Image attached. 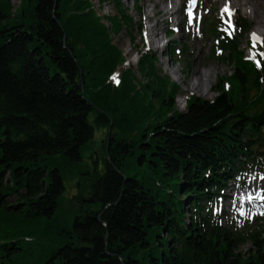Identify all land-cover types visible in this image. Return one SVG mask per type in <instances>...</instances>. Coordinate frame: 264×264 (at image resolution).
I'll return each mask as SVG.
<instances>
[{"label": "trees", "instance_id": "obj_1", "mask_svg": "<svg viewBox=\"0 0 264 264\" xmlns=\"http://www.w3.org/2000/svg\"><path fill=\"white\" fill-rule=\"evenodd\" d=\"M120 2L108 27L86 0H19L14 12L0 0V264H264V238L223 226L218 208L229 181L264 171V33L247 41L249 61L243 17L230 37L209 22L232 71L211 101L190 96L179 112L151 52L137 58L144 83L128 68L109 82L125 61L111 36L133 31ZM95 129L101 163L77 185L93 202L77 195L64 218V177Z\"/></svg>", "mask_w": 264, "mask_h": 264}, {"label": "rangeland", "instance_id": "obj_2", "mask_svg": "<svg viewBox=\"0 0 264 264\" xmlns=\"http://www.w3.org/2000/svg\"><path fill=\"white\" fill-rule=\"evenodd\" d=\"M86 1L92 5L96 15L101 18L100 21L109 27L103 17L116 14L113 0L103 3L98 0ZM9 2L11 11L14 12L19 0ZM120 3L124 13L132 19L133 31L130 35L124 29L111 36L112 44L121 51L125 61L123 66L116 69L109 82L114 85L120 74L128 68L135 72L139 82L144 83L146 79L136 72L137 58L140 53L151 52L155 57L158 75L168 78L179 87L174 100L175 109L179 112L184 111L185 101L190 96L211 101L217 95L214 90L218 84L217 78H225L232 71V66L227 61L218 58L219 55L222 58L226 52L215 48L218 42L210 34L209 22H216V30L230 37L234 32L226 29L225 24H229L234 15L243 17L251 27L239 39V48L249 61L255 56L247 44L250 35L261 37L264 33V0H244L240 3H235L234 0H121ZM133 5L139 8L138 13ZM167 8H170L171 15H164ZM226 8L229 11H225ZM254 9L261 11L259 20L252 16ZM148 26H153L151 34L154 37L147 36L145 29ZM167 30L173 33L163 39ZM166 41L167 46L170 45V51L163 49ZM183 45L186 54L185 59L181 60L180 54L176 53ZM171 69L175 72L172 73ZM191 85L197 86L191 90ZM103 143H107L105 130L95 129L93 140L81 148V165L70 169L64 177L65 191L60 201L59 216L70 218L78 210L79 204L75 198L77 195L82 201L88 200L77 185L81 183L80 174L85 169H90L91 162L100 160V145ZM223 193L224 198L219 205L223 213L220 223L243 235L255 234L264 238V171L248 173L243 184H231L229 181ZM4 200L6 203H14L15 197L5 196ZM251 249V242L247 239L237 248V252L247 256Z\"/></svg>", "mask_w": 264, "mask_h": 264}, {"label": "bare ground", "instance_id": "obj_3", "mask_svg": "<svg viewBox=\"0 0 264 264\" xmlns=\"http://www.w3.org/2000/svg\"><path fill=\"white\" fill-rule=\"evenodd\" d=\"M240 1H242V2H244V0H234V2L235 3H240ZM160 3V2H159ZM169 6V5H168ZM229 6L231 7V5L229 4ZM233 6V5H232ZM261 11H259V10H257V9H254L253 11H252V16L253 17H255L256 19H260V17H261ZM164 15H171V13H170V8H167V9H165L164 10ZM152 30H153V26H148L146 29H145V32H146V34H147V36H150V37H154L153 36V34H151L152 33ZM157 36V35H156ZM155 36V37H156ZM172 70V69H171ZM172 73H174L175 71L174 70H172L171 71ZM202 79V78H201ZM200 79V80H201ZM197 80V79H196ZM193 82V81H192ZM201 83V82H200ZM197 85H191L190 86V89L191 90H193V89H195V87H196Z\"/></svg>", "mask_w": 264, "mask_h": 264}, {"label": "water", "instance_id": "obj_4", "mask_svg": "<svg viewBox=\"0 0 264 264\" xmlns=\"http://www.w3.org/2000/svg\"><path fill=\"white\" fill-rule=\"evenodd\" d=\"M83 202L86 203V204H91L93 201L91 199H89V200H84Z\"/></svg>", "mask_w": 264, "mask_h": 264}, {"label": "snow or ice", "instance_id": "obj_5", "mask_svg": "<svg viewBox=\"0 0 264 264\" xmlns=\"http://www.w3.org/2000/svg\"><path fill=\"white\" fill-rule=\"evenodd\" d=\"M225 11H229V10L226 8ZM253 38L255 39V36Z\"/></svg>", "mask_w": 264, "mask_h": 264}]
</instances>
